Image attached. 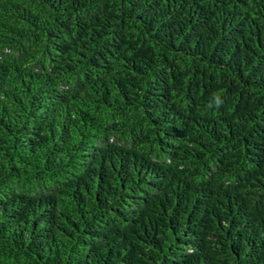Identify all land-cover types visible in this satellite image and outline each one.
Wrapping results in <instances>:
<instances>
[{
  "label": "trees",
  "instance_id": "trees-1",
  "mask_svg": "<svg viewBox=\"0 0 264 264\" xmlns=\"http://www.w3.org/2000/svg\"><path fill=\"white\" fill-rule=\"evenodd\" d=\"M0 264H264V0H0Z\"/></svg>",
  "mask_w": 264,
  "mask_h": 264
}]
</instances>
